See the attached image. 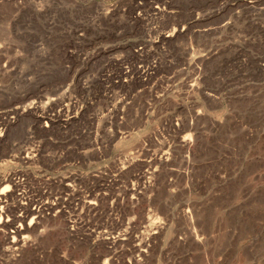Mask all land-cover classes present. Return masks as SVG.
Instances as JSON below:
<instances>
[{"label":"rangeland","instance_id":"rangeland-1","mask_svg":"<svg viewBox=\"0 0 264 264\" xmlns=\"http://www.w3.org/2000/svg\"><path fill=\"white\" fill-rule=\"evenodd\" d=\"M0 264H264V0H0Z\"/></svg>","mask_w":264,"mask_h":264},{"label":"bare ground","instance_id":"bare-ground-1","mask_svg":"<svg viewBox=\"0 0 264 264\" xmlns=\"http://www.w3.org/2000/svg\"><path fill=\"white\" fill-rule=\"evenodd\" d=\"M95 206V205H94Z\"/></svg>","mask_w":264,"mask_h":264}]
</instances>
